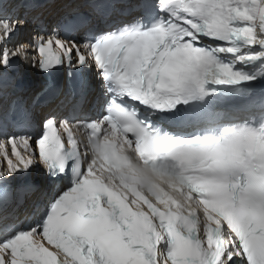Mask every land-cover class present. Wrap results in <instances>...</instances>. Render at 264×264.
Returning <instances> with one entry per match:
<instances>
[{
    "label": "snow or ice",
    "instance_id": "1",
    "mask_svg": "<svg viewBox=\"0 0 264 264\" xmlns=\"http://www.w3.org/2000/svg\"><path fill=\"white\" fill-rule=\"evenodd\" d=\"M12 2L0 189L43 168L53 194L26 228L0 199V264H264V0H135L114 29L82 18L29 41V0ZM90 7L102 20L115 5ZM21 63L94 73L103 112L34 131L28 108L3 107Z\"/></svg>",
    "mask_w": 264,
    "mask_h": 264
}]
</instances>
